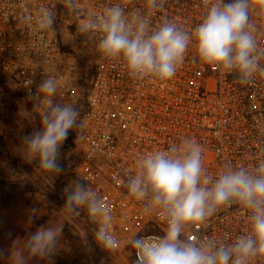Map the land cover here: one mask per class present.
Here are the masks:
<instances>
[{
    "label": "built area",
    "instance_id": "built-area-1",
    "mask_svg": "<svg viewBox=\"0 0 264 264\" xmlns=\"http://www.w3.org/2000/svg\"><path fill=\"white\" fill-rule=\"evenodd\" d=\"M115 3H125L128 13H146L145 0H79V13L67 6V0H0V73L37 108L28 90L35 94L42 80L57 79L53 103L71 104L79 112L77 123L84 124L80 140V130L73 128L77 179L98 191L110 209L114 252L130 251L135 261L136 251L128 244L132 236L162 238L166 229L159 212L145 214L143 202L127 195L124 183L135 173L137 160L191 138L203 149L209 176L216 177L227 164L254 169L264 161V73L242 85L234 74L221 75L209 65L194 62L195 48L190 47L171 80H136L120 62L107 60L97 51L98 36L86 35L83 39L91 57L83 70L79 55L62 42L60 28H78ZM42 6L56 14L53 31L38 32L33 24L21 22L26 15L35 18ZM205 7V0H166L163 9L151 14L150 27L167 19L192 32ZM252 22L258 26V44L264 49V16L254 12ZM260 64L264 67V57ZM248 228V210L233 204L198 225L194 234L231 241Z\"/></svg>",
    "mask_w": 264,
    "mask_h": 264
},
{
    "label": "clouds",
    "instance_id": "clouds-1",
    "mask_svg": "<svg viewBox=\"0 0 264 264\" xmlns=\"http://www.w3.org/2000/svg\"><path fill=\"white\" fill-rule=\"evenodd\" d=\"M166 0H145L146 13H128L125 3H115L99 15H91L78 25L86 36H98L97 51L107 60L120 62L136 80L167 82L184 63L190 47L195 48L194 62L209 65L221 75L234 74L242 85L253 82L264 73L260 60L264 49L258 44V26L252 14L264 16V0H205L202 21L189 32L174 21L165 19L150 27V16L164 8ZM67 6L79 13V0H67ZM56 14L40 7L33 18L26 15L38 32L54 30ZM29 84L32 81L28 82ZM58 81L49 76L28 98L39 106L42 130L24 137L23 155L31 162L38 160L43 173L59 174V150L70 129L78 128L82 139L83 121L71 104H54ZM203 149L191 138L170 145L167 150L149 153L136 162L124 186L127 195L143 202L145 214L159 212L166 223L161 237L132 238L128 244L136 251L133 264H264V161L254 169L227 164L216 177L207 175ZM64 212L77 217L86 210L97 224L96 241L114 251L115 236L111 231L113 217L103 196L80 182L64 189ZM238 204L248 210L249 228L234 240L197 236L194 230L225 206ZM35 212V209L32 210ZM62 226H41L29 233L22 246L13 243L11 264H28L32 257L46 258L55 254ZM27 253V255H25ZM0 250V256L5 255Z\"/></svg>",
    "mask_w": 264,
    "mask_h": 264
},
{
    "label": "rangeland",
    "instance_id": "rangeland-1",
    "mask_svg": "<svg viewBox=\"0 0 264 264\" xmlns=\"http://www.w3.org/2000/svg\"><path fill=\"white\" fill-rule=\"evenodd\" d=\"M60 29L62 42L89 66L91 48L84 35L75 26ZM41 130L38 108L0 73V250L6 253L0 256V264H11L14 242L22 246L29 233L55 225L62 226L55 254L32 257L28 264H133L130 251L110 252L96 241L97 229L83 209L77 217H68L64 212V189L79 182L73 129L59 150L58 163L63 169L59 174L43 173L38 160L28 162L24 158V137Z\"/></svg>",
    "mask_w": 264,
    "mask_h": 264
},
{
    "label": "trees",
    "instance_id": "trees-1",
    "mask_svg": "<svg viewBox=\"0 0 264 264\" xmlns=\"http://www.w3.org/2000/svg\"><path fill=\"white\" fill-rule=\"evenodd\" d=\"M59 35H60V34H59ZM80 42H81V41H80ZM90 57H91V56H90ZM85 67H86V66H85L84 64H82V68H83V70L85 69ZM89 73L92 74V69H91V68H90Z\"/></svg>",
    "mask_w": 264,
    "mask_h": 264
}]
</instances>
